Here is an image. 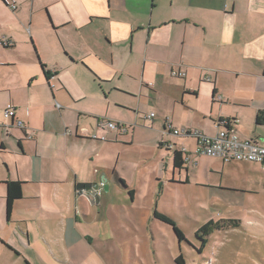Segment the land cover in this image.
Here are the masks:
<instances>
[{
  "label": "crops",
  "instance_id": "obj_1",
  "mask_svg": "<svg viewBox=\"0 0 264 264\" xmlns=\"http://www.w3.org/2000/svg\"><path fill=\"white\" fill-rule=\"evenodd\" d=\"M219 119L264 146V0H0V264L132 251L116 235L148 228L168 174L187 182L202 157L166 122L212 135ZM183 147L192 159L174 168ZM204 157L220 182L260 167Z\"/></svg>",
  "mask_w": 264,
  "mask_h": 264
},
{
  "label": "rangeland",
  "instance_id": "obj_2",
  "mask_svg": "<svg viewBox=\"0 0 264 264\" xmlns=\"http://www.w3.org/2000/svg\"><path fill=\"white\" fill-rule=\"evenodd\" d=\"M191 143L186 140L184 145ZM210 161L199 158L187 182L184 167L179 174L175 171L174 183H168L171 173L163 179V194L153 210L169 216L183 240L178 241L172 228L154 219L151 211L148 228L141 226L139 233L125 228L114 238L113 243L132 245V251H110L109 246L83 264H175L180 253L184 264H264V171L256 165L243 172L225 169L231 183L220 182L219 170L206 169ZM208 221L220 223L221 228L198 236L196 231ZM97 243L105 249L108 245Z\"/></svg>",
  "mask_w": 264,
  "mask_h": 264
},
{
  "label": "built area",
  "instance_id": "obj_3",
  "mask_svg": "<svg viewBox=\"0 0 264 264\" xmlns=\"http://www.w3.org/2000/svg\"><path fill=\"white\" fill-rule=\"evenodd\" d=\"M11 7H14L12 4ZM7 44V41H3ZM171 75L174 77L183 76L184 73L176 70L171 71ZM13 109L10 104L6 105L4 110V117L8 118L12 116ZM153 113H149L147 118H151ZM100 127L114 130H124L122 124L117 121H113L107 118H101L98 120ZM235 122V121H234ZM17 127L23 128L21 121H16ZM216 126L219 127L212 135L205 134L198 129H179L173 128L170 121L166 122L165 130L170 131L173 135L187 136L195 141V148L192 150L193 156H207L221 160L223 163L230 162H251L261 166L264 170V146L258 144L254 140L240 139L230 125V121L227 119H219L216 122ZM95 137V135H92ZM167 148H172L173 145L165 143ZM180 153L183 155V161H190L191 154L185 147L180 149ZM99 186H101L99 184ZM79 194L94 200L99 194L100 189L94 187L81 188L78 190Z\"/></svg>",
  "mask_w": 264,
  "mask_h": 264
},
{
  "label": "trees",
  "instance_id": "obj_4",
  "mask_svg": "<svg viewBox=\"0 0 264 264\" xmlns=\"http://www.w3.org/2000/svg\"><path fill=\"white\" fill-rule=\"evenodd\" d=\"M259 121V118H258ZM183 160L181 157L180 151H174L173 153V166L174 168L180 169L183 166ZM121 183L124 184V181L121 180ZM21 197V188H20V183L19 182H7V193H6V214L9 215L12 204L13 202ZM153 217L158 219L159 221L168 224L171 228L172 231L178 241H181L184 239V235L180 228L173 222V220L162 213H158L156 211L153 212ZM234 226H237L236 223H234ZM215 228H221L220 223H213L212 221H208L201 225L198 230L196 231V234L199 236H202V234L206 235L212 232L213 229ZM175 264H184V259L182 254L180 253L178 256L174 258Z\"/></svg>",
  "mask_w": 264,
  "mask_h": 264
}]
</instances>
